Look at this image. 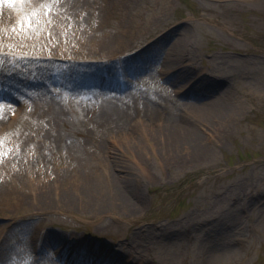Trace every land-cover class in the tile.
Segmentation results:
<instances>
[{"label":"rangeland","instance_id":"1","mask_svg":"<svg viewBox=\"0 0 264 264\" xmlns=\"http://www.w3.org/2000/svg\"><path fill=\"white\" fill-rule=\"evenodd\" d=\"M1 2L0 264H264V0Z\"/></svg>","mask_w":264,"mask_h":264},{"label":"bare ground","instance_id":"2","mask_svg":"<svg viewBox=\"0 0 264 264\" xmlns=\"http://www.w3.org/2000/svg\"><path fill=\"white\" fill-rule=\"evenodd\" d=\"M3 4H4V2H1L0 3V31L1 30H4L8 26V24H7L8 23V18H6V12H2ZM49 73L50 74H53L51 71H49ZM0 82H1L0 83V85H1L2 84V80ZM0 98H2L3 101H5V100H9V102H14L15 101L14 98L10 96V93L7 92L3 87H0ZM3 101L1 102V104L2 105H5L6 103H4ZM175 133H177V131H175V129L170 130L169 131V137L168 138L177 137L179 135V134H175ZM184 140H186V139H184ZM193 142H194V138H193ZM194 143L195 144H198V142H194ZM111 177L113 179H116L117 178L116 176H114V177L111 176ZM115 190H116L117 195H118L119 192H120V189L119 188H116ZM150 232L151 233H154V236L155 237H159V235H157L153 230L150 231ZM143 238H146V237H143ZM127 240H129L130 243H132V244H136V247H138V245H142L141 244V241H140V238H134V239H132V238L129 237V239H127ZM127 240L123 239L121 242H119V243L116 244V246L118 247V250L117 249H114L113 250L114 252H116V253H113V255H114L113 257H115V255H117V258L112 263L107 262L106 264H135L132 260H130L131 258H126V256H128L130 254H133V253H134V255H136L138 253V251L135 250L133 248V246L130 245L129 244V241H127ZM56 241H58V242L60 241V243H61V242H63V239L62 238H52V240H49V242H46V245L52 247L51 245H55L56 244ZM87 243H89V241ZM49 244H51V245H49ZM56 245H58V243ZM129 246L132 247V250H131V248ZM46 249H47L46 247H42V250H46ZM109 249H111V246H107L106 251H108ZM97 251H98V249H97ZM97 251H96V253H98ZM63 252H66L65 249L63 250ZM78 253H80L79 257H81V258H84V256H86V254L82 253L81 250H79ZM93 254L94 253H92V252L90 253V255H93ZM120 255L122 257L126 258V259L121 260V258L118 257ZM101 259H103V258H100V260Z\"/></svg>","mask_w":264,"mask_h":264}]
</instances>
